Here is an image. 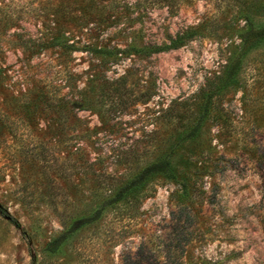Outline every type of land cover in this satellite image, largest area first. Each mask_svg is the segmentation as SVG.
Instances as JSON below:
<instances>
[{
	"label": "rangeland",
	"instance_id": "rangeland-1",
	"mask_svg": "<svg viewBox=\"0 0 264 264\" xmlns=\"http://www.w3.org/2000/svg\"><path fill=\"white\" fill-rule=\"evenodd\" d=\"M61 16L60 0H0V264H264V46L176 157L195 167L187 209L177 185L157 180L137 210L110 212L45 251L106 193L109 176L135 173L194 122L245 23L230 0L122 15L126 30L106 26L94 41L124 48L196 35L177 49L102 60L42 47ZM62 32L87 41L68 22Z\"/></svg>",
	"mask_w": 264,
	"mask_h": 264
},
{
	"label": "trees",
	"instance_id": "trees-1",
	"mask_svg": "<svg viewBox=\"0 0 264 264\" xmlns=\"http://www.w3.org/2000/svg\"><path fill=\"white\" fill-rule=\"evenodd\" d=\"M184 1L60 0L61 27L51 40L42 43V47H57L63 52L88 51L99 56L102 60L111 59L121 53L150 55L177 49L195 37L196 31L193 28L177 32L175 36L169 37L168 42L162 44L154 43L142 46L131 44L123 48L119 45L112 46L105 39H101L100 44L94 40L104 33L106 26L117 29L122 15L133 21L156 9L165 8L170 13H175ZM230 1L236 6L237 15L245 21L244 26L239 28L240 42L235 44L222 73L217 76V83L212 85L208 91H202V102L199 104L194 122L186 129L179 131L165 151L152 161L147 162L135 173L118 180L109 176L106 193L96 199V203L90 211L77 214L69 222H65L62 231L47 243L46 252L52 254L60 251L83 229L101 224L110 212L120 211L122 207L137 210L142 199L152 194L157 180L177 185L174 198L182 209H187L189 199L197 190L194 179L195 167L191 161L184 157L176 162V157L182 153L187 143L199 139L202 129L210 117L215 99L239 85L240 73L246 57L252 51L264 46V0ZM135 13H137L136 16H134ZM66 22L86 36L87 41L83 44L81 40L70 42V39L66 38L62 32V25ZM126 29L118 28L115 33L119 34Z\"/></svg>",
	"mask_w": 264,
	"mask_h": 264
}]
</instances>
